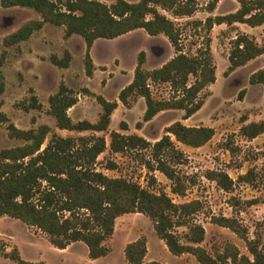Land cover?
I'll return each mask as SVG.
<instances>
[{
  "label": "trees",
  "instance_id": "16d2710c",
  "mask_svg": "<svg viewBox=\"0 0 264 264\" xmlns=\"http://www.w3.org/2000/svg\"><path fill=\"white\" fill-rule=\"evenodd\" d=\"M219 0H208L207 7L213 11ZM238 8L226 14L208 16L198 22L210 30L214 24L245 23L258 26L264 23V0H236ZM2 7H29L40 13L41 18L29 20L17 30L4 37L7 45L27 39L46 22L63 25L65 35L79 34L86 43L85 67L92 74L93 62L89 49L97 39H113L135 29H143L149 35L163 34L176 54L161 66L153 69L144 67L146 51L137 54L133 79L120 89L119 100L131 105L132 96L145 99L144 120H150L158 112L167 109H183L185 118L196 112L203 104L199 93L215 81V64L207 38L203 46L193 55L185 53L180 44L181 31L176 22L161 10L174 16L191 15L197 7V0H115L106 4L101 0H0ZM264 54V44H258L247 34L234 38L229 53L233 70L247 61ZM71 53L66 50L62 57L52 54L51 62L67 67ZM193 76V82L190 77ZM167 82L173 95L157 99L153 96L150 83ZM251 84L264 82V67L249 76ZM239 96H243V90ZM102 110L96 122L80 120L74 122L68 109L76 101L74 91L64 82L56 93L49 97L48 113L54 116L56 125L67 130L103 131L109 126L111 114L117 107V100L97 96ZM28 107H40L32 97ZM7 124L8 136L24 142L0 150V217L10 216L28 226L36 227L46 234L49 242L65 249L76 241L85 243L92 259L105 256L109 247L105 240L114 232L115 220L126 213H142L152 222L158 237L174 255L191 253L201 264H264V236L251 238L248 231L233 217L211 216L213 223L228 227L246 243L250 255L240 253L237 246L227 242L221 251L209 253L200 242L205 235L204 227L193 221V214L200 210L199 200L175 203L164 191L155 193L138 182L123 177H110L96 169L97 157L107 148L103 135L62 136L53 133L43 146L50 127L40 124L35 128L21 129L9 122L5 112L0 111V125ZM121 128L126 129L125 122ZM240 134L249 139L264 133V121H251L240 127ZM214 134L211 126H188L181 121L168 125L165 134L154 142L132 133L110 131L111 152H148L143 163L149 171H161L171 181V191L183 194L186 184L177 165L185 161L184 153L175 141L198 147L209 141ZM174 136L175 140L172 138ZM142 154V155H144ZM114 161L107 168H116ZM251 171L241 174L239 179L250 180ZM207 178L213 179L224 190L233 186V179L225 171L209 170ZM155 182L151 175L148 184ZM253 200H248L251 202ZM186 226V242H182L174 231L176 226ZM0 253L15 264H48L44 261H30L22 258L17 247ZM147 241L141 235L126 244L124 255L127 264H162L151 260L144 262Z\"/></svg>",
  "mask_w": 264,
  "mask_h": 264
},
{
  "label": "rangeland",
  "instance_id": "374dc122",
  "mask_svg": "<svg viewBox=\"0 0 264 264\" xmlns=\"http://www.w3.org/2000/svg\"><path fill=\"white\" fill-rule=\"evenodd\" d=\"M111 4L115 0H101ZM131 2L138 0H128ZM196 10L189 16H174L161 10L173 19L181 31L182 50L193 55L210 39L215 64V81L200 91L203 104L196 112L185 118L183 109H167L158 112L150 120H144L145 99L132 96L131 105H124L118 98L121 88L134 75L137 54L146 51L144 67L153 69L161 66L176 54L163 34L149 35L143 29H135L113 39H97L89 54L93 71L88 75L85 67L86 43L79 34L65 35L63 25L46 22L27 39L7 45L4 37L17 30L29 20L40 19L39 12L29 7H2L0 4V111L8 116L9 122L21 129L35 128L47 124L50 132L43 146L53 133L62 136L103 135L107 148L97 157L95 167L110 177H123L138 182L142 187L158 193L164 191L175 203L199 200L201 209L193 214V221L201 224L205 235L199 245L209 253L221 251L227 242L237 246L240 253L250 255L246 243L235 232L213 223L211 216L235 218L254 238L264 236V133L254 138L240 134V127L251 121H264V82L251 84L249 76L264 67V54L247 61L244 65L228 70L229 53L237 35L247 34L258 44H264V23L250 26L245 23L214 24L210 30L198 22L208 16L235 11L236 0H219L213 11L207 7L208 0H197ZM68 50L72 57L67 67L51 62V55L62 57ZM194 77H190L193 82ZM64 82L77 98L68 109L74 122L89 120L96 122L102 107L97 100L101 95L107 100H117L118 105L111 114L109 126L103 131H77L61 129L54 116L48 113L49 97L57 92ZM153 96L157 99L173 95L167 82L150 83ZM243 90V96L239 93ZM36 97L40 107H28ZM175 121L188 126L205 125L214 128L212 138L205 144L193 147L175 141L183 151L185 161L177 165L186 184L183 194L171 191V181L159 170L149 171L143 163L148 152H111L110 131L123 134L136 133L154 142L165 134L166 127ZM125 122L126 129L121 128ZM7 124L0 125V150L22 144L24 141L8 136ZM172 138L175 140L174 136ZM144 154V155H142ZM114 161L116 168H107ZM209 170L227 172L233 179L229 190L221 188L213 179L207 178ZM251 171L250 180L239 176ZM153 175L155 182L148 184ZM248 200H253L248 202ZM174 231L182 242H186V226H176ZM141 235L146 237L147 253L144 262L156 260L162 264H201L191 253L172 254L165 242L156 234L151 220L142 213H126L115 220L114 232L105 240L109 247L107 255L92 259L82 241L68 245L65 249L53 246L46 234L36 227L28 226L10 216L0 217V250L10 251L17 247L22 258L44 261L48 264H127L124 248L127 243ZM0 264H15L0 253Z\"/></svg>",
  "mask_w": 264,
  "mask_h": 264
},
{
  "label": "crops",
  "instance_id": "0c3cea01",
  "mask_svg": "<svg viewBox=\"0 0 264 264\" xmlns=\"http://www.w3.org/2000/svg\"><path fill=\"white\" fill-rule=\"evenodd\" d=\"M118 102V101H117ZM162 240V239H161ZM77 242V241H76ZM74 243V242H73ZM84 243V242H83ZM85 244V243H84ZM146 256V255H145ZM151 261V260H150Z\"/></svg>",
  "mask_w": 264,
  "mask_h": 264
}]
</instances>
